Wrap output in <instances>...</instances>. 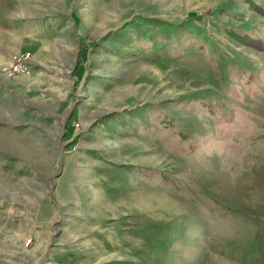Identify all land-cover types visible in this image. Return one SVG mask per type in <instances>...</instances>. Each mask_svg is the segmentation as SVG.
I'll return each instance as SVG.
<instances>
[{
  "label": "rangeland",
  "instance_id": "obj_1",
  "mask_svg": "<svg viewBox=\"0 0 264 264\" xmlns=\"http://www.w3.org/2000/svg\"><path fill=\"white\" fill-rule=\"evenodd\" d=\"M0 43V264H264V0H0Z\"/></svg>",
  "mask_w": 264,
  "mask_h": 264
},
{
  "label": "crops",
  "instance_id": "obj_2",
  "mask_svg": "<svg viewBox=\"0 0 264 264\" xmlns=\"http://www.w3.org/2000/svg\"><path fill=\"white\" fill-rule=\"evenodd\" d=\"M0 44H3V43H0ZM2 46H4V45H2ZM14 49L15 48L12 47L11 45H8V47H5V49L3 50V55L6 56V59H8V56H9L10 52L12 50H14ZM3 59H5L4 56L0 55V61L3 60Z\"/></svg>",
  "mask_w": 264,
  "mask_h": 264
},
{
  "label": "built area",
  "instance_id": "obj_3",
  "mask_svg": "<svg viewBox=\"0 0 264 264\" xmlns=\"http://www.w3.org/2000/svg\"><path fill=\"white\" fill-rule=\"evenodd\" d=\"M15 59L20 61V59H22V56H21V55H19V56H18V57H16ZM17 68H18V65H15V67H14L13 69H17Z\"/></svg>",
  "mask_w": 264,
  "mask_h": 264
}]
</instances>
